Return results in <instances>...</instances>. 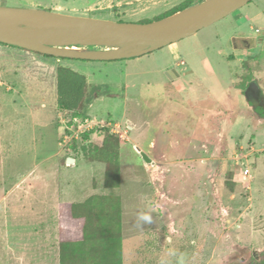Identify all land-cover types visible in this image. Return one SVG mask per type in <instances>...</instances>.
<instances>
[{"label":"rangeland","instance_id":"obj_1","mask_svg":"<svg viewBox=\"0 0 264 264\" xmlns=\"http://www.w3.org/2000/svg\"><path fill=\"white\" fill-rule=\"evenodd\" d=\"M181 1L0 5L147 22ZM261 32L264 0H250L194 34L140 55L60 59L86 77L87 117L121 127L120 184L110 188L103 186L104 162L80 151V135L73 139L77 151L72 141L63 144L67 116L56 106L57 59L0 43V65L15 66L0 68V264H59L60 204L92 194L121 198L123 264H179L181 253L183 264L260 259L264 107L254 109L247 89L258 84L264 93V41L255 46L253 40L247 49L242 39L264 38ZM171 69L175 73L168 74ZM99 128L91 129L89 141L101 142ZM141 212L152 222H139Z\"/></svg>","mask_w":264,"mask_h":264},{"label":"water","instance_id":"obj_2","mask_svg":"<svg viewBox=\"0 0 264 264\" xmlns=\"http://www.w3.org/2000/svg\"><path fill=\"white\" fill-rule=\"evenodd\" d=\"M250 0H201L147 22L113 21L34 7L0 5V42L55 57L111 60L133 57L194 34ZM142 45L143 48H138ZM79 46L82 49L67 47ZM175 72L174 69L168 74ZM257 86V85H256ZM254 109L257 103L252 102ZM145 162L147 153L137 147ZM72 157L67 162H72Z\"/></svg>","mask_w":264,"mask_h":264},{"label":"trees","instance_id":"obj_3","mask_svg":"<svg viewBox=\"0 0 264 264\" xmlns=\"http://www.w3.org/2000/svg\"><path fill=\"white\" fill-rule=\"evenodd\" d=\"M199 1L201 0H183L155 19L171 15ZM55 77L57 108L64 111L67 118L86 117L84 112L88 101L86 77L62 64L56 67ZM99 131L102 132L100 143L89 141L90 131L80 134V151L89 160L104 162L105 188L117 187L120 184L119 136L110 132L106 126L100 127ZM74 141L72 140L71 150L77 151ZM59 218V264H123L122 212L119 196L92 194L81 202H62L59 207ZM254 264H264V255L258 260L255 259Z\"/></svg>","mask_w":264,"mask_h":264},{"label":"built area","instance_id":"obj_4","mask_svg":"<svg viewBox=\"0 0 264 264\" xmlns=\"http://www.w3.org/2000/svg\"><path fill=\"white\" fill-rule=\"evenodd\" d=\"M65 123H66L67 127H66V132H65L63 140H62L63 144L65 146L69 145L74 138H77V136L83 132L90 131V136H91V134H92L91 129H93L94 126L109 127L110 132L115 133L118 136H119V132L121 130V127L119 124H116V123L111 124L110 122L102 123L101 121H95L94 119H91L87 116L83 117V118L78 117V116L68 117V118H66ZM99 132H101V131H99ZM126 132H127V130L124 129L123 133L126 134ZM123 133H121L120 136L124 135ZM243 174L244 175L249 174V168L248 167L243 168Z\"/></svg>","mask_w":264,"mask_h":264},{"label":"flooded vegetation","instance_id":"obj_5","mask_svg":"<svg viewBox=\"0 0 264 264\" xmlns=\"http://www.w3.org/2000/svg\"><path fill=\"white\" fill-rule=\"evenodd\" d=\"M261 33L264 34L263 32H261ZM242 40L244 41V47H242V48L251 49L252 46H253L252 45V41L253 40L255 41L254 45L257 46V45L261 44L264 41V38L260 37V34H259L258 36H254V37H245ZM256 85L250 87V89L249 88L247 89V90H249V98H248V100L252 101L254 103H257L258 107L261 108V107H264V93L262 92L261 89L257 90V88H260V85H258V84H256ZM254 88H255V90H253ZM260 91H261V93H259Z\"/></svg>","mask_w":264,"mask_h":264},{"label":"clouds","instance_id":"obj_6","mask_svg":"<svg viewBox=\"0 0 264 264\" xmlns=\"http://www.w3.org/2000/svg\"><path fill=\"white\" fill-rule=\"evenodd\" d=\"M137 219L139 222H142V223H151L152 222L151 215L148 213H145V212L139 213ZM172 254L176 255L175 252H173ZM179 264H183V254L182 253L180 254V257H179Z\"/></svg>","mask_w":264,"mask_h":264},{"label":"crops","instance_id":"obj_7","mask_svg":"<svg viewBox=\"0 0 264 264\" xmlns=\"http://www.w3.org/2000/svg\"><path fill=\"white\" fill-rule=\"evenodd\" d=\"M237 38L239 37V36H236ZM236 37H233V39H236ZM240 38V37H239ZM238 38V39H239ZM3 45H5L6 47L7 46H9L10 44H3ZM12 46H14V45H12ZM235 48H238V47H235ZM41 55V57H47V56H44L43 54H40ZM49 58H54V57H49ZM54 59H57V60H55V63H56V67L58 66V65H67V66H69L68 64H65V63H63V60H60V59H58V58H54ZM0 68H15V66L14 65H9V64H1L0 65ZM173 73H175V72H173ZM152 144H150V146H151ZM75 161V160H74Z\"/></svg>","mask_w":264,"mask_h":264},{"label":"bare ground","instance_id":"obj_8","mask_svg":"<svg viewBox=\"0 0 264 264\" xmlns=\"http://www.w3.org/2000/svg\"><path fill=\"white\" fill-rule=\"evenodd\" d=\"M138 48H143V46L142 45H139ZM76 50H78V49H76Z\"/></svg>","mask_w":264,"mask_h":264}]
</instances>
